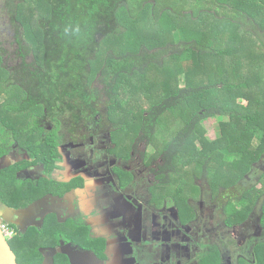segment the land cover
I'll return each mask as SVG.
<instances>
[{
  "label": "trees",
  "instance_id": "1",
  "mask_svg": "<svg viewBox=\"0 0 264 264\" xmlns=\"http://www.w3.org/2000/svg\"><path fill=\"white\" fill-rule=\"evenodd\" d=\"M194 1L200 9L161 0H0V31L10 26L0 38V132L8 131L0 142L16 140L45 161L57 139H31L41 117L79 113L104 95L120 129L141 125L168 140L162 152L180 177L189 164L212 180L218 169L230 174L226 184L247 173L264 154V0ZM210 118L222 120L214 142L202 124ZM232 154L236 172L223 170ZM212 157L220 160L210 165ZM188 179H178L181 192ZM12 185L1 179L0 197Z\"/></svg>",
  "mask_w": 264,
  "mask_h": 264
},
{
  "label": "flooded vegetation",
  "instance_id": "2",
  "mask_svg": "<svg viewBox=\"0 0 264 264\" xmlns=\"http://www.w3.org/2000/svg\"><path fill=\"white\" fill-rule=\"evenodd\" d=\"M104 105V114L83 107L42 116L34 139H57L45 161L16 140L0 142L7 150L0 180L15 182L0 201L17 212L0 216L14 231L18 264H264V156L217 188L189 164L183 177L198 192L184 193L178 167L162 152L168 140L147 136L141 125L120 129ZM242 184L243 193L220 207L218 196ZM236 200L244 211L229 216L225 208ZM210 222L216 231L206 235Z\"/></svg>",
  "mask_w": 264,
  "mask_h": 264
},
{
  "label": "rangeland",
  "instance_id": "3",
  "mask_svg": "<svg viewBox=\"0 0 264 264\" xmlns=\"http://www.w3.org/2000/svg\"><path fill=\"white\" fill-rule=\"evenodd\" d=\"M166 2H168L169 3V6L170 7H177V8H179V9H181L182 7H188L189 9H191V10H194V9H200L199 8V5H198V2L196 1H194L193 0V2H184V4H182L181 3V1L180 0H161V3L163 4V3H166ZM202 4H205V3H202ZM206 5H208V4H206ZM214 8L216 9V8H218V6H216L215 4L214 5H212L211 6V10L212 11H215L214 10ZM221 10H220V14H224V15H222V16H227V15H225V14H227V11H225L224 9H222V8H220ZM207 10H209V9H207ZM1 24H3V26L1 27L2 29H5L6 31H4V32H2V31H0V38H3V39H7L8 38V35L10 34L8 31H7V29L9 30L10 29V26L6 23V22H3V23H1ZM92 87H95L94 85L92 86ZM158 87H160V86H158ZM101 102V103H100ZM100 102H98L97 104H95V106H94V108L96 109L95 111H96V113H102V114H104L105 113V108H106V106L104 105L105 104V101L103 100V101H100ZM243 103H247L245 100H243L242 101ZM93 112H91V111H87L86 112V114H92ZM227 119H225V121H226ZM221 122H222V120L221 119H219V118H210V119H207V120H204L203 122H202V124H203V126H204V128H205V130L207 131L206 132V137L210 140V141H212V142H214V141H216L217 140V138H219V136H220V134H219V132H220V124H221ZM7 130H5L4 129V131H1L0 132V136H1V139H5V138H7ZM72 133L74 134V132L72 131ZM35 138V136L33 137L32 135H31V139H34ZM256 145H257V142L255 143ZM195 146H197L198 148H199V143L198 142H196L195 143ZM233 156H234V158H233V156L232 157H230L231 159H233V160H236V161H229V163L225 160V166L223 167V170H226L227 168H231V170L233 171V170H235V172L238 170V167H240V164L238 163V164H236L237 162H238V160H237V156L235 155V154H232ZM263 156H264V154H263ZM224 159H225V156H224ZM220 159H218L217 160V157H212L211 158V162H210V165H213L214 164V162H216V161H219ZM262 161H264V157L262 158ZM234 163L236 164V165H234ZM251 173H253V174H251L250 175V177L252 178V179H256L255 178V169H253V170H251ZM257 174L259 175V173L257 172ZM230 175V174H229ZM229 175H225L223 172H221V170H219L218 169V171L217 172H215L214 173V177H213V180H212V178H210L209 177V181H210V183L213 181V183H218V182H221V183H224L225 184V182L227 181V180H229ZM201 176H202V174H201ZM13 184H15V182L13 181ZM252 184V183H251ZM251 184H249V185H251ZM178 185H180V183L178 182ZM221 185V184H220ZM243 185V186H242ZM242 185H238V186H236V187H234V188H232L230 191H226V193L224 194V199L222 198V196L220 197V196H218V198H219V206L221 207V205H223L224 204V202L225 201H227V199H229L230 197H233V196H240L241 195V193H243V191L245 190V188H244V184H242ZM245 187H246V185H245ZM197 186H196V184L195 183H193V181L191 180V179H188L187 181H186V183H185V185H184V191H186V192H191V193H193V191H196V192H198L197 191ZM207 190V189H206ZM200 201V199L198 200V201H196L195 202V206H196V204L198 203ZM237 200L236 201H230L228 204H227V206H226V208H225V210H226V213L229 215V216H238L239 214H241L243 211H244V207L243 206H239V205H237ZM182 206H184V205H182ZM197 207V206H196ZM258 209H260V207H258ZM257 209V210H258ZM219 215H221V214H218V219H217V222H222L223 220H224V218L223 217H220ZM209 226V228H210V230H208V231H206L205 230V227L203 228V231L202 232H204L206 235L207 234H209V233H214L215 231H216V229H215V226L214 225H212V223L210 222L209 224H208ZM208 229V228H207ZM209 241H210V237H209ZM262 253L261 252H257V255H258V258L260 259V255H261Z\"/></svg>",
  "mask_w": 264,
  "mask_h": 264
},
{
  "label": "water",
  "instance_id": "4",
  "mask_svg": "<svg viewBox=\"0 0 264 264\" xmlns=\"http://www.w3.org/2000/svg\"><path fill=\"white\" fill-rule=\"evenodd\" d=\"M16 214H17L16 211L1 204V201H0V215L6 221L7 219L9 220L10 217L11 218L14 217ZM0 264H18L16 255L13 252L9 244V241L5 238L1 230H0Z\"/></svg>",
  "mask_w": 264,
  "mask_h": 264
},
{
  "label": "built area",
  "instance_id": "5",
  "mask_svg": "<svg viewBox=\"0 0 264 264\" xmlns=\"http://www.w3.org/2000/svg\"><path fill=\"white\" fill-rule=\"evenodd\" d=\"M0 230L3 232L5 238L9 241L13 237V229L5 223V221L0 216Z\"/></svg>",
  "mask_w": 264,
  "mask_h": 264
}]
</instances>
